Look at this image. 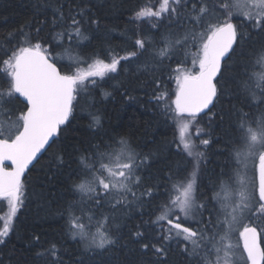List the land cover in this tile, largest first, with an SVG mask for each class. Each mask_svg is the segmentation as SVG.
Listing matches in <instances>:
<instances>
[{"label":"snow or ice","instance_id":"obj_1","mask_svg":"<svg viewBox=\"0 0 264 264\" xmlns=\"http://www.w3.org/2000/svg\"><path fill=\"white\" fill-rule=\"evenodd\" d=\"M46 7L53 9V27L65 24L64 5ZM69 18L71 24L57 33L56 38L62 41L65 36L69 39L74 36L79 46L80 41L88 39L83 24L98 21L87 16L86 8L69 13ZM135 18L167 19L177 26L175 33L165 36L164 47L156 53L160 63L175 59L174 97L161 89L152 98L178 126V151L192 158L193 169L186 177L181 173L187 165L169 174L166 185L171 187L164 186L166 202L158 206L162 209L160 214L147 222L151 226L150 234L137 226L133 236L141 240L142 250L155 255L160 264H165L160 258L173 245L188 258L199 257L198 264H264L261 247L264 230H258L255 224L256 220H264V47L251 54V68L244 66L235 92L240 106L232 105L235 126L230 153L245 170L243 174L235 170L238 187L233 186L232 176L222 170L212 186V194H198L203 152L190 135V128L197 125L199 144L209 145L210 140L200 135L201 114L214 115L212 108L216 102L222 96L232 95L221 85L222 65L236 53L246 30L264 33V0H159L158 8L141 7ZM41 30V27L36 29ZM0 39L4 41L0 44L3 66L0 69V200L7 201L10 207L7 221L0 228L2 244L26 199V172L39 162L41 153L57 142L80 93L88 83H96L94 78L115 73L121 60L136 57L138 53L132 51L110 62L96 59L86 68H81L78 61L63 71L42 43L33 42L23 28ZM135 46L141 54L146 49L143 39H136ZM190 48L195 51L189 53ZM189 55L191 69L185 66ZM156 87L160 89V82ZM253 110L258 113L255 117ZM94 119L98 124V119ZM152 155L137 152L121 136L103 147L94 144L90 154L79 157L73 187L80 199L75 205L70 203L67 209L73 239L79 237L87 250H105L116 243L109 225L118 226L117 213L127 214L132 205L143 207L144 203L162 199L159 182L145 184L141 175ZM56 161L63 164V156L57 154ZM249 162L253 164L250 177ZM85 217L89 223L96 220L95 232L85 223ZM144 237H149L147 242ZM57 253L53 244L37 252V256L48 255L58 261Z\"/></svg>","mask_w":264,"mask_h":264},{"label":"trees","instance_id":"obj_2","mask_svg":"<svg viewBox=\"0 0 264 264\" xmlns=\"http://www.w3.org/2000/svg\"><path fill=\"white\" fill-rule=\"evenodd\" d=\"M47 4L64 5V25L53 27V9L46 7ZM158 6L159 0H0V38L23 28L25 33H30L33 42L42 43L50 58H55L63 71L68 70L70 63L75 65L78 61L81 68H86L96 59L110 62L132 51L138 53L136 57L121 60L115 73L94 78L96 83H88L80 93L70 122L63 126L64 131L57 142L25 179L26 199L12 221V231L0 244V264H160L155 255L142 250L141 240L133 233L140 226L141 231L150 234L151 226L147 222L160 214L162 209L158 206L166 202L164 186L171 187L166 185L169 174H174L177 167L187 165L181 175L188 176L193 161L178 151L177 125L170 115L165 116L162 107H158L152 98L161 89L174 97L176 90L175 59H165L163 63L156 59V53L164 47L165 36L169 32L175 33L176 24L167 19L135 18L139 8L155 9ZM80 8H86L87 16L98 21L83 24L82 30L88 39L80 41L79 46H76L74 36L72 39L65 36L58 41L57 33L71 24L69 13L75 14ZM38 27L42 28L40 32L36 31ZM136 39L145 41L146 49L142 54L135 46ZM3 43L0 39V44ZM69 45L72 47L66 52ZM261 47H264V33L246 30L236 53L223 68L221 85L232 95L222 96L212 109L214 115H203L199 122L201 133H204L202 137L208 138L210 143L200 146L203 156L200 159L198 194L211 195L212 186L222 170L232 176V184L235 182V170L239 166L230 153L235 126L232 105L240 106L235 97L238 77L245 65L251 68V54ZM194 51L195 48L189 49V53ZM185 66L191 69L190 55ZM2 67L0 65V69ZM157 82H160V89L156 87ZM245 111H248L247 107ZM256 115L258 113L253 110L252 116ZM94 118L98 119V124ZM121 136L126 137L137 152L153 154L148 166L141 169V175L145 177V184L159 182L162 199L144 203L143 207L132 205L127 214L117 213L118 226L109 225L116 243L105 250H87L84 242L79 237L73 239L69 231L68 205H75L80 199L73 187L77 179V162L82 154L91 153L94 144L103 147ZM196 141L199 142V138ZM57 154L63 156V164H57ZM5 216H9V205L0 200V228L5 223ZM256 222H259L258 228L264 230V220ZM85 223L93 232L97 230L96 220L89 223L85 217ZM142 239L147 242L149 237ZM53 244L58 249V261L48 255L37 256V252ZM262 244L264 247V241ZM160 259L165 264L199 262V257H186L176 245Z\"/></svg>","mask_w":264,"mask_h":264},{"label":"rangeland","instance_id":"obj_3","mask_svg":"<svg viewBox=\"0 0 264 264\" xmlns=\"http://www.w3.org/2000/svg\"><path fill=\"white\" fill-rule=\"evenodd\" d=\"M196 125H193L191 128H190V135L192 136V138L194 139V141L199 145V150H200V146H204V145H202V144H199V142L198 141H196L198 138H196V133H195V130H194V127H195ZM177 129H178V126H177ZM201 136H203L204 135V133L202 134H200ZM179 139V138H178ZM233 157H234V155H233ZM235 158V157H234ZM235 162H236V164H237V166H239V168H238V170L243 174V172L245 171L244 170V168H243V165L242 164H240V163H237V161H236V159H235ZM252 170H253V164L251 163V162H249V164H248V169H247V173H248V176L250 177L251 176V174H252ZM236 173H235V181H236ZM233 186L234 187H238V184H236L235 182H234V184H233ZM219 190V189H218ZM221 195L223 196L224 195V193H221ZM9 212H10V207H9ZM7 218H8V216H5L4 217V220H5V222L7 221ZM248 221L247 220H245V223H247ZM259 222H256L255 221V224H256V226H257V228L259 227V224H258ZM258 230H260L259 228H258Z\"/></svg>","mask_w":264,"mask_h":264},{"label":"water","instance_id":"obj_4","mask_svg":"<svg viewBox=\"0 0 264 264\" xmlns=\"http://www.w3.org/2000/svg\"><path fill=\"white\" fill-rule=\"evenodd\" d=\"M223 68H224V65H222V71H223ZM20 99L22 100L23 98H20ZM212 109H213V108H212ZM201 115H203V113H202ZM72 116H73V113H72V115H71L70 118H69V122H70ZM69 122H68V123H69ZM64 126H65V125H64ZM62 127H63V126H62ZM48 150H49V148L47 149V151H48ZM47 151H45V152H43V153L40 154L39 160H40V159L46 154ZM6 164H7V162H6ZM36 164H37V163H36ZM36 164H35V165H36ZM32 168H33V167L30 166V169H32ZM29 172H30V171H29ZM29 172H26V174H25V178H24V179H26V177H27V175H28ZM261 247L264 248L262 242H261Z\"/></svg>","mask_w":264,"mask_h":264},{"label":"flooded vegetation","instance_id":"obj_5","mask_svg":"<svg viewBox=\"0 0 264 264\" xmlns=\"http://www.w3.org/2000/svg\"><path fill=\"white\" fill-rule=\"evenodd\" d=\"M203 117V115H201ZM233 160V159H232ZM234 161H235V158H234Z\"/></svg>","mask_w":264,"mask_h":264}]
</instances>
